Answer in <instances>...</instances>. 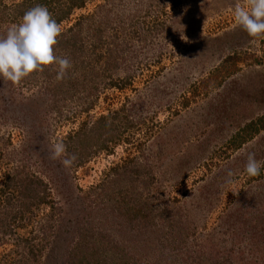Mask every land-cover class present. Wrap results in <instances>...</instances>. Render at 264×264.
Returning <instances> with one entry per match:
<instances>
[{
  "label": "rangeland",
  "instance_id": "rangeland-1",
  "mask_svg": "<svg viewBox=\"0 0 264 264\" xmlns=\"http://www.w3.org/2000/svg\"><path fill=\"white\" fill-rule=\"evenodd\" d=\"M238 3L0 0V36L43 5L72 65L0 78V264H264V35Z\"/></svg>",
  "mask_w": 264,
  "mask_h": 264
},
{
  "label": "clouds",
  "instance_id": "clouds-1",
  "mask_svg": "<svg viewBox=\"0 0 264 264\" xmlns=\"http://www.w3.org/2000/svg\"><path fill=\"white\" fill-rule=\"evenodd\" d=\"M233 16L236 24L250 37L264 35V0H245L243 5L236 4ZM60 34L61 26L47 7L37 5L25 11L21 22L13 24L5 36H0V78L16 84L32 72L43 71L45 66L55 64L58 65L56 79H64L72 65L68 58L54 54V45ZM65 151L63 142H57L50 151V158L58 160ZM75 160L76 156L70 155L61 163L69 167ZM260 168L255 154L250 153L245 165L246 173L250 177L258 176Z\"/></svg>",
  "mask_w": 264,
  "mask_h": 264
},
{
  "label": "trees",
  "instance_id": "trees-1",
  "mask_svg": "<svg viewBox=\"0 0 264 264\" xmlns=\"http://www.w3.org/2000/svg\"><path fill=\"white\" fill-rule=\"evenodd\" d=\"M78 3H79V2H78ZM21 13H23V11H21ZM125 262H126V261H125ZM125 262H124V264H126ZM113 264H121V263H120V259H119L118 261L115 260V261L113 262ZM128 264H129V263H128Z\"/></svg>",
  "mask_w": 264,
  "mask_h": 264
}]
</instances>
